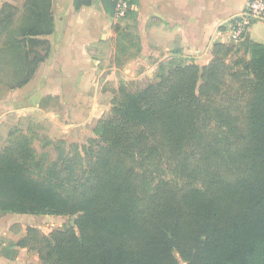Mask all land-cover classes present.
I'll list each match as a JSON object with an SVG mask.
<instances>
[{
    "label": "trees",
    "instance_id": "obj_1",
    "mask_svg": "<svg viewBox=\"0 0 264 264\" xmlns=\"http://www.w3.org/2000/svg\"><path fill=\"white\" fill-rule=\"evenodd\" d=\"M52 29L51 22L37 23L26 36ZM244 43L251 58L230 73L244 101L234 106L235 116L233 105L216 109L229 124L224 147L200 129L211 119L212 102L224 94V59L233 47L218 43L204 67L175 57L157 65L161 70L163 62L177 63L157 83L136 91L120 86L111 115L96 122L100 143L83 148L89 159L84 177H75L84 161L79 153L35 180L31 171L39 165L32 163V150L4 148L0 216H76L74 226L48 237L26 228V237L9 242L14 250L6 258L13 261L17 248L32 243L43 264H180L175 254L187 264H264V44L247 37ZM29 54L17 88L42 60ZM233 136L234 150H227ZM159 148L171 154L166 160L182 185L154 178ZM63 173L68 178L61 179Z\"/></svg>",
    "mask_w": 264,
    "mask_h": 264
},
{
    "label": "crops",
    "instance_id": "obj_2",
    "mask_svg": "<svg viewBox=\"0 0 264 264\" xmlns=\"http://www.w3.org/2000/svg\"><path fill=\"white\" fill-rule=\"evenodd\" d=\"M248 1L131 0L133 10L116 21L113 5L105 0H0L3 119L21 110L39 113L51 103L66 127L82 124L93 107L89 93L102 79L104 70L97 73L104 53L116 61L138 54L136 66L145 68L150 57L155 63L176 57L204 67L214 44L230 43V21ZM47 22L53 24L50 34L26 36L37 23ZM247 39L264 44V21L250 27ZM31 51L42 60L29 82L17 88L26 78ZM105 70L111 71L107 80L121 73L117 65ZM24 216H2L0 226L9 232Z\"/></svg>",
    "mask_w": 264,
    "mask_h": 264
},
{
    "label": "rangeland",
    "instance_id": "obj_3",
    "mask_svg": "<svg viewBox=\"0 0 264 264\" xmlns=\"http://www.w3.org/2000/svg\"><path fill=\"white\" fill-rule=\"evenodd\" d=\"M226 45L232 46L233 49L224 59L225 86L222 90L224 94H220L212 102L210 107L211 119L207 123L202 124L200 128L205 136L209 134L215 135L221 147L225 145L224 135L229 130V124L218 119L216 109H220L223 106L229 108V105H233L230 109L231 115L235 116L238 114L239 111H236L237 108L234 106L241 107L244 100L239 97L240 93L237 89L239 83L230 77V73L242 71L244 63L249 61L252 55V48L247 43L246 45L245 43L241 45L240 42H227ZM128 55L130 56H126L124 60L118 59L116 61L117 58L110 60L108 59V53H104L99 66L100 70L97 73L98 75L104 70L98 78L102 77V79L98 82V86L96 84L89 93L91 96L90 103H93V107L88 118L82 124H68L66 127L55 116L57 105L51 103L43 104V109L40 110L42 112L21 110L6 114L5 119H3V111L0 110V152L6 147L22 146L30 148L33 154L32 163L39 165V167L33 168L31 171V177L35 180L48 178L49 169L54 164L59 166L65 157H72L79 153L82 155L84 161L77 165L75 177H84V173L81 174V170L87 168L89 159L83 156V148H89L93 145V142L100 143L98 137L99 129L96 122L111 115L113 103L119 96L118 90L120 86H126L131 91L144 89L151 83H157L160 79L157 77L165 75L169 71V68L177 65L174 60L169 63L163 62L164 66H162V69L157 70L159 63H155L154 58L150 57V66L145 68L139 65L136 66L135 62L137 61L138 54L131 53ZM166 60H169V58L164 59V61ZM181 61L187 63L185 59ZM113 65L119 66L121 73H117L114 77L107 80L111 71L107 72L105 68L112 67ZM95 78L97 79V76ZM41 113H46V116L50 119L43 118ZM238 124L240 125V123ZM235 145V136H233L226 149L234 150ZM164 153L165 149L163 148H159L156 153L160 168H156L154 178H163L175 185H182L180 179L174 178V170L169 167L170 162L166 160L167 158L171 159V154ZM162 154L163 159H160V155ZM151 165L152 169L157 166L155 162L154 166L153 164ZM60 178L66 179L68 176L66 173H63L60 175ZM75 219L76 216L26 215L19 218V224H14V226H18L14 228V231H10V227L9 232H7L5 228L0 226V264H43L38 259L37 251L31 248L32 243L27 248H17L14 260H8L6 258L7 255L14 250L13 247L9 246V242H16L26 237L25 231L28 227L34 228L38 232V235L48 237L53 230H60L64 226H74ZM175 256L180 264H187L181 261L176 254Z\"/></svg>",
    "mask_w": 264,
    "mask_h": 264
},
{
    "label": "built area",
    "instance_id": "obj_4",
    "mask_svg": "<svg viewBox=\"0 0 264 264\" xmlns=\"http://www.w3.org/2000/svg\"><path fill=\"white\" fill-rule=\"evenodd\" d=\"M113 5V17L121 21L133 10L131 0H105ZM264 21V1L249 0L244 9L232 21H230V42L243 41L249 32L250 27Z\"/></svg>",
    "mask_w": 264,
    "mask_h": 264
}]
</instances>
